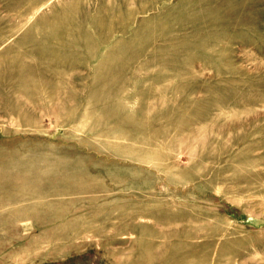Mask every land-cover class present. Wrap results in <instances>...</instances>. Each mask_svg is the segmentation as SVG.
Returning a JSON list of instances; mask_svg holds the SVG:
<instances>
[{
    "label": "rangeland",
    "instance_id": "1",
    "mask_svg": "<svg viewBox=\"0 0 264 264\" xmlns=\"http://www.w3.org/2000/svg\"><path fill=\"white\" fill-rule=\"evenodd\" d=\"M0 264H264V0H0Z\"/></svg>",
    "mask_w": 264,
    "mask_h": 264
}]
</instances>
